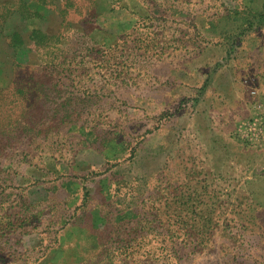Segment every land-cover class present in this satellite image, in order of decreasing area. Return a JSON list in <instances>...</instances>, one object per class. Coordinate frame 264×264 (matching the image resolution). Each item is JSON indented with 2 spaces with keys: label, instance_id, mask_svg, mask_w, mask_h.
<instances>
[{
  "label": "rangeland",
  "instance_id": "374dc122",
  "mask_svg": "<svg viewBox=\"0 0 264 264\" xmlns=\"http://www.w3.org/2000/svg\"><path fill=\"white\" fill-rule=\"evenodd\" d=\"M255 88L264 0H0V264H264Z\"/></svg>",
  "mask_w": 264,
  "mask_h": 264
},
{
  "label": "built area",
  "instance_id": "2783aa9c",
  "mask_svg": "<svg viewBox=\"0 0 264 264\" xmlns=\"http://www.w3.org/2000/svg\"><path fill=\"white\" fill-rule=\"evenodd\" d=\"M251 112L241 122V138L257 149H264V93L256 88L250 91Z\"/></svg>",
  "mask_w": 264,
  "mask_h": 264
},
{
  "label": "crops",
  "instance_id": "0c3cea01",
  "mask_svg": "<svg viewBox=\"0 0 264 264\" xmlns=\"http://www.w3.org/2000/svg\"><path fill=\"white\" fill-rule=\"evenodd\" d=\"M226 102L224 105V107H226V111L225 112H234L235 109H229L227 108V105H230V103L226 100V99H223V103ZM244 95L243 93H241V111L243 110L244 108ZM238 108H240V104L238 106ZM234 110V111H233ZM240 110V109H239ZM245 152H248V153H244L246 154V156H250V155H258V156H263L262 157V161L259 162V167H257V171L258 173H256L254 176V179H250V181H247V184H249V191L251 192L252 196H253V200L254 201H258V198L256 197V194L259 192V190L256 188V187H261V186H264V152L262 153H254V152H251V151H248L246 150ZM261 170V171H259ZM251 185V186H250Z\"/></svg>",
  "mask_w": 264,
  "mask_h": 264
}]
</instances>
